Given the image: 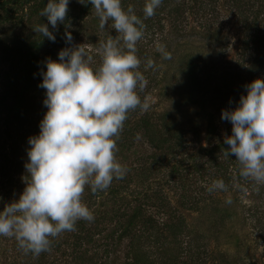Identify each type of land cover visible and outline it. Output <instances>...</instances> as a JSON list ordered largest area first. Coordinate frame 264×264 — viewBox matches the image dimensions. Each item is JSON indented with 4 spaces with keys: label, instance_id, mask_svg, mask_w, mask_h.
<instances>
[{
    "label": "rangeland",
    "instance_id": "1",
    "mask_svg": "<svg viewBox=\"0 0 264 264\" xmlns=\"http://www.w3.org/2000/svg\"><path fill=\"white\" fill-rule=\"evenodd\" d=\"M69 4L74 14L82 5L79 0ZM177 4L182 6L180 15L171 10ZM160 16L154 32L141 40L143 49L157 65L155 70H146L148 75L144 73L148 84L140 93L141 100L147 98L151 107L146 112L138 108L132 119L136 121L148 114L154 124L160 125L165 117L164 121L168 119L183 132V145L177 147L178 151L157 150L141 133L134 139L132 134L127 138L134 141L131 149L117 144V159L128 167L127 175L113 180L98 202L83 199L95 218L106 220L102 233L83 245L89 255L78 260L74 258L73 238L59 239L61 247L50 252L47 263L133 264L130 237L108 236L117 220H110L112 214L108 211L115 203L109 190L121 187L120 203L124 200L131 207L143 204L147 215L157 219L158 226L180 215L187 220L188 230L179 236L182 247L174 244L171 236L168 253H163L159 244L143 243L152 264H264V185L256 191L252 182L240 178L230 160L220 153L215 158L210 154L211 148L232 132L231 122L221 119L222 110L237 107L240 96L247 92L246 85L256 78L264 79V0H172ZM84 20L87 22L81 23L87 35L77 37L64 48L83 44L94 58L93 67H98L100 42L118 33L111 21L100 29L94 8ZM95 29L98 35L93 33ZM157 44L165 46L171 59L162 58ZM191 57L199 63L197 81L185 73ZM4 67V62H0V81ZM150 76L161 78L160 83L151 86ZM192 84L200 87L195 94L197 102H190L185 96ZM45 98V91L35 95L22 118L10 110L8 101H0V211L19 199L26 187L25 178L14 170L23 168L29 159V137L40 132V122L47 112ZM14 146L19 158L15 157L18 151L13 150ZM20 159L23 161L18 163ZM220 160L230 164L227 170L216 164ZM217 179L224 180L227 192H208ZM229 199L231 203L227 202ZM143 227L139 225L137 229ZM14 240L0 236V264H12L13 255L20 250ZM27 257L23 251L18 255L22 264H28Z\"/></svg>",
    "mask_w": 264,
    "mask_h": 264
},
{
    "label": "clouds",
    "instance_id": "2",
    "mask_svg": "<svg viewBox=\"0 0 264 264\" xmlns=\"http://www.w3.org/2000/svg\"><path fill=\"white\" fill-rule=\"evenodd\" d=\"M90 3L100 29L111 21L118 35L100 42L98 67H93L94 58L83 44L60 50L58 60H47L39 85L46 90L47 112L39 134L29 137L26 187L19 199L0 211V236L15 238L18 248L34 257L50 252L52 240L61 234L76 231L78 221L94 220L83 200L86 189L93 194L106 191L113 180L127 175L128 167L117 159V141L128 114L151 107L147 98L140 97L148 81L140 70L137 44L145 36L144 20L155 15L162 0H146L143 19L133 5L125 9L122 0ZM68 4L69 0H48L40 15L57 29L58 23L67 24ZM33 30L55 42L47 24ZM65 39L72 42L70 31ZM157 51L163 59H171L164 45L157 44ZM156 67L151 58L144 62L145 70ZM246 88L237 107L221 112V119L232 124L222 155L235 156L240 178L259 191L264 185V79L256 78ZM207 190L227 192L228 186L217 179Z\"/></svg>",
    "mask_w": 264,
    "mask_h": 264
},
{
    "label": "trees",
    "instance_id": "3",
    "mask_svg": "<svg viewBox=\"0 0 264 264\" xmlns=\"http://www.w3.org/2000/svg\"><path fill=\"white\" fill-rule=\"evenodd\" d=\"M69 1L73 2V0ZM47 2L48 0H0V62H4L6 65L2 75L3 80L0 81V87L1 85L3 86L0 90V101H8L10 110L17 112L20 118L25 116L28 108L33 104L34 96L39 95L44 91L46 92L45 89L39 87L43 80L41 72L46 71V62L49 58L52 60H58L60 50L70 44L65 39L66 30L71 32L73 37L72 42L77 37L84 36L86 33H84V25L81 22L84 24L87 22L84 18L93 9L90 0H86V2L81 5L80 10L74 14L73 9H69L71 4H68L69 10L66 17L67 24L58 23L57 29H52L47 17L40 15ZM145 3L146 0H122V6L127 9L128 5H133L136 14L141 19L144 18L143 8ZM171 3L172 0H162V5L156 9L155 15L144 20V23L146 24L145 36H149L150 33L154 32L155 25L158 24L161 19V11H165V8L170 6ZM181 8L182 6L180 4L173 6L171 9L172 13L180 15ZM256 15L258 19L259 15ZM77 22H80L82 25H77ZM38 24L48 25L49 30L53 31L56 37L55 42L50 41L47 37H41L40 34L33 30V27ZM93 33L98 35L96 29ZM143 43L144 42L141 41L138 42L137 55L142 61L140 70L143 74L145 73L148 75L147 71L144 69V62H146L151 55L148 54L146 49H143ZM198 68V60L195 57H191L188 60L185 73L190 75L188 77L192 81H197L199 77ZM150 80V84L153 86L159 84L161 78L158 79L156 77H151ZM194 85L195 84L190 85L185 94L190 102L198 101V97H196L195 94L200 90V87ZM134 112H136V110L128 114V119L125 121L120 139L117 141V144L123 147V149H131L134 141L132 140L129 142L127 138L132 134L134 139L139 133H141L145 139H147V142L157 150H164L165 148L177 150L178 146L183 145L182 141L185 140L183 132L168 119L164 121L165 117H163L160 125H158L157 123L154 124L152 122V116L144 114L139 117V120L135 121L132 119L135 115L133 114ZM227 148L228 145L222 141L218 143L216 147L211 148L210 154L214 158L217 156L219 157L218 154L220 153L222 155V152ZM13 150L18 151V155H15V157L19 158L20 155L17 147L14 146ZM13 153L15 154L14 151ZM8 157L9 162L11 156L8 155L7 158ZM235 159V156L227 157V160H230V163L236 166L239 170V164ZM22 161L23 160L20 159L18 163H21ZM216 164L222 170H227L230 165L225 164L224 160H220V162L218 161ZM24 167L14 170L17 174H21L20 176H23L22 178L28 176ZM122 189L123 188L121 187H111L109 190L111 200L115 203V205L108 211L112 214L110 220L112 221L114 218L117 220H115V228L109 231L108 236H110L111 239L116 235H118L117 237L120 239L130 237L129 255L130 261L133 264H152L149 252L142 247L144 242L159 244L162 246L163 253H168L170 248L168 237L171 236L174 239L173 243L182 247L181 241H179V236L184 233V231L186 232L188 230L186 219L180 215L176 218L172 217L169 221H165L162 225L158 226L157 219L153 217V215H147L143 204L131 207V203L125 202L124 200L120 203L121 198L119 195ZM104 194L105 191L93 194L90 188H88L85 191L83 199L88 203H95L98 202V199H101ZM104 221L106 220L99 221L97 218H94L92 222L85 220L78 221L76 224V231L65 232L52 240L51 251L54 248L58 249L61 247V244L58 241L59 239L69 236L73 238L72 245L74 247L73 251H75L74 258L78 260V258L87 257L89 251L86 249L83 250V245L93 242L96 234L102 233V225ZM214 223L216 225V222ZM139 225H143L144 227L138 230L137 227ZM110 233H112V235ZM14 243L17 244V241L14 240ZM14 243L13 245H15ZM163 245H165V247ZM21 251L22 250H19V252L13 255L11 261L12 264H22L18 258ZM50 252H43L39 257H34L29 253L27 254V262L28 264H55L53 261L49 263L46 261ZM218 264L226 263L219 262Z\"/></svg>",
    "mask_w": 264,
    "mask_h": 264
}]
</instances>
